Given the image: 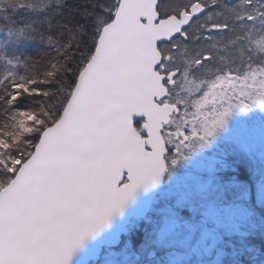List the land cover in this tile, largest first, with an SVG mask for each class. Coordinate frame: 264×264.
Listing matches in <instances>:
<instances>
[{"label": "snow or ice", "instance_id": "1", "mask_svg": "<svg viewBox=\"0 0 264 264\" xmlns=\"http://www.w3.org/2000/svg\"><path fill=\"white\" fill-rule=\"evenodd\" d=\"M0 264H264V0H0Z\"/></svg>", "mask_w": 264, "mask_h": 264}]
</instances>
